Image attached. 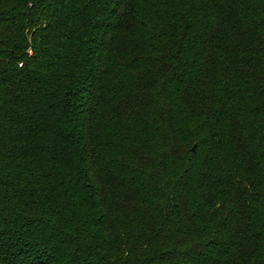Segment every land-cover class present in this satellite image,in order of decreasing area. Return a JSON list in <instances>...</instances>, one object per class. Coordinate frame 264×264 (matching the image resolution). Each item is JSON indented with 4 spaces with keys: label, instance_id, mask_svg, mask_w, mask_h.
Wrapping results in <instances>:
<instances>
[{
    "label": "trees",
    "instance_id": "obj_1",
    "mask_svg": "<svg viewBox=\"0 0 264 264\" xmlns=\"http://www.w3.org/2000/svg\"><path fill=\"white\" fill-rule=\"evenodd\" d=\"M0 264H264V0H0Z\"/></svg>",
    "mask_w": 264,
    "mask_h": 264
},
{
    "label": "rangeland",
    "instance_id": "obj_2",
    "mask_svg": "<svg viewBox=\"0 0 264 264\" xmlns=\"http://www.w3.org/2000/svg\"><path fill=\"white\" fill-rule=\"evenodd\" d=\"M181 127H182V131H183V136H184L189 131V125L187 122H183ZM192 146H193V144H192ZM192 146H191V148H192Z\"/></svg>",
    "mask_w": 264,
    "mask_h": 264
},
{
    "label": "water",
    "instance_id": "obj_3",
    "mask_svg": "<svg viewBox=\"0 0 264 264\" xmlns=\"http://www.w3.org/2000/svg\"><path fill=\"white\" fill-rule=\"evenodd\" d=\"M196 148H197V145L195 144L194 147H193V151L194 152L196 151Z\"/></svg>",
    "mask_w": 264,
    "mask_h": 264
}]
</instances>
